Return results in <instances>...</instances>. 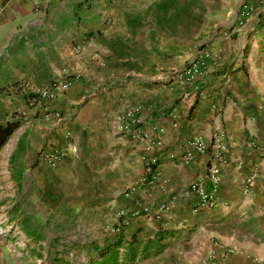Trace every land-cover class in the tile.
Returning <instances> with one entry per match:
<instances>
[{
  "label": "crops",
  "instance_id": "1",
  "mask_svg": "<svg viewBox=\"0 0 264 264\" xmlns=\"http://www.w3.org/2000/svg\"><path fill=\"white\" fill-rule=\"evenodd\" d=\"M237 1L230 20L194 50L192 58L202 48L210 51L203 73L190 84L172 73L156 94L139 102L142 129L148 137L160 136L158 146L119 132L123 110L115 111L114 86L101 85L79 103L72 100L59 119L32 125L28 135L27 124L18 123L17 133L11 136L15 128L0 147V264H37L48 215L86 206L133 215L130 225L173 233L200 251L199 264L264 263V7L257 6L239 26L242 0ZM59 2L0 0V58L20 36L40 28L44 8ZM70 85L57 88L56 98ZM197 134L209 142L208 151L186 160V142ZM217 135L224 164L215 187L204 182L215 204L200 205L188 185L212 164ZM47 149L66 153L50 166L37 158Z\"/></svg>",
  "mask_w": 264,
  "mask_h": 264
},
{
  "label": "rangeland",
  "instance_id": "2",
  "mask_svg": "<svg viewBox=\"0 0 264 264\" xmlns=\"http://www.w3.org/2000/svg\"><path fill=\"white\" fill-rule=\"evenodd\" d=\"M59 1L44 8L35 33L20 36L0 58V122L16 119L19 125L27 124L25 135L32 125L59 119L72 100L79 103L101 85L115 87L116 112L148 100L156 86L230 20L238 2ZM49 13L53 17L47 21ZM63 81L71 85L58 92L57 99L53 84ZM129 216L92 206L62 216L49 214L44 253L37 264H100L107 257L98 250L106 248L115 256L109 264L201 262L196 247L178 242L176 235L159 227L130 225Z\"/></svg>",
  "mask_w": 264,
  "mask_h": 264
},
{
  "label": "built area",
  "instance_id": "3",
  "mask_svg": "<svg viewBox=\"0 0 264 264\" xmlns=\"http://www.w3.org/2000/svg\"><path fill=\"white\" fill-rule=\"evenodd\" d=\"M257 6L264 7V0H242L237 11H236V24L242 25L245 18H247ZM78 49V47H76ZM210 56V51L208 48H202L193 58L184 64L181 68L173 73V76L176 80H179L183 83H192L197 77H199L205 67L206 60ZM70 82L63 81L62 83L53 84L55 88L65 89L68 87ZM40 94V96H42ZM143 107L139 103H134L133 105L125 108L118 120V130L119 132L125 134L128 138L133 139L136 137L144 138L148 141L149 146H158L160 141V136L148 137L142 126L144 124L143 118ZM158 133L161 132V128L157 129ZM65 138L69 137V132L64 133ZM213 149L210 153V160L212 164L208 167H204L203 171L197 175L191 182H189L188 189L196 192L198 196V203L200 205L212 206L215 204V200L212 196V193H208L204 189V182L209 181L212 187H215L219 180V168L224 164L223 156V141L220 135H217L213 139ZM67 146L72 150V145L70 141L67 140ZM209 148V142L201 134H197L189 138L186 142V153L185 159L189 160L195 153H206ZM64 150L59 149H47L40 150L37 154L39 161L46 163L47 165L52 166L55 164L59 158L65 155ZM161 209L167 208V206H160ZM136 214V213H135ZM4 231L0 228V234ZM254 264H264L262 261H257Z\"/></svg>",
  "mask_w": 264,
  "mask_h": 264
},
{
  "label": "trees",
  "instance_id": "4",
  "mask_svg": "<svg viewBox=\"0 0 264 264\" xmlns=\"http://www.w3.org/2000/svg\"><path fill=\"white\" fill-rule=\"evenodd\" d=\"M19 120L16 119H8L0 122V147L5 143L8 136L12 133V131L17 127ZM101 256L106 254V259L103 260L100 264H109V260L115 259V256L110 250V248L100 249L98 250Z\"/></svg>",
  "mask_w": 264,
  "mask_h": 264
}]
</instances>
